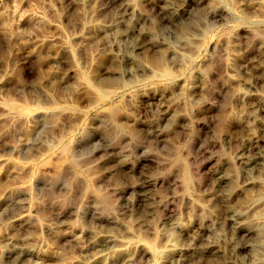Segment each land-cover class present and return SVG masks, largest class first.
<instances>
[{
  "label": "rangeland",
  "instance_id": "374dc122",
  "mask_svg": "<svg viewBox=\"0 0 264 264\" xmlns=\"http://www.w3.org/2000/svg\"><path fill=\"white\" fill-rule=\"evenodd\" d=\"M186 5L0 0V264H83L89 231L133 228L144 245L133 264L168 239L185 264L247 263L218 190L223 173L224 195L243 185L264 140V0ZM177 35L198 47L172 60ZM134 41L153 72L130 78Z\"/></svg>",
  "mask_w": 264,
  "mask_h": 264
},
{
  "label": "bare ground",
  "instance_id": "6f19581e",
  "mask_svg": "<svg viewBox=\"0 0 264 264\" xmlns=\"http://www.w3.org/2000/svg\"><path fill=\"white\" fill-rule=\"evenodd\" d=\"M204 1L205 0H187L186 6H188V7L189 6H198ZM222 10H223V8H222ZM222 10L218 9V11L216 10L215 12H213V17H215V16L218 17L219 15H221L223 13ZM133 14L137 15L138 18L140 19L141 15L135 9H134ZM183 16L186 17V14L184 11L182 12V17ZM27 21H29V20H27ZM128 35L129 34L124 33L123 37L126 39ZM176 38L180 44V48H173V47L169 46L170 48H168V53H167L168 56L172 60H174L175 58H183V57H185L184 51L196 50L198 47V44H197L195 39L187 40L188 38L186 39V38L178 36V35L176 36ZM120 39H121V37H120ZM129 46H130L129 51L125 55L126 62L131 67L129 74L127 73L129 75V77L130 78L134 77V71L135 70H133V68H135V67H136L137 71L148 70L152 73L153 70H151L148 66H145V64H143L144 66H141V64H142L141 62L139 65L138 64L139 61L137 63V60L135 58V56L138 55L140 52L141 44L137 41H134ZM127 50H128V48H127ZM122 56H124V55H122ZM133 80L134 79H132V81ZM43 93H44V91H43ZM101 93H104V92H101ZM151 94H152L153 98L158 97L157 96L158 94L156 92H153ZM44 96H45V94H44ZM47 96L49 97V95H46V97ZM48 97H47V99H48ZM262 106L264 107V101L262 103ZM7 115H10V113ZM166 115L167 116L164 117L165 119L169 118L171 116V113L166 112ZM26 117H28V114H23V115L17 116V118L19 120L20 119L24 120V118H26ZM8 118H9V116H8ZM12 118H14V116ZM17 122H19V121H17ZM259 141L254 140L252 142L253 143L252 145L255 148L254 149L255 154L250 159H247L243 163L244 164V172H245V176L244 177L242 176L243 177V185L242 186H237V185L234 186L233 188L229 189V191L224 195L222 187L225 186L229 182L230 177H232V176L229 177L227 173H223L222 174L223 176H222L221 181H220V187L218 190V192H220L222 194L221 199L223 200L222 202L225 206L224 208H225L226 213H227L226 214L227 215V217H226L227 226H229L231 228H235L239 231L238 234L240 235V237L242 239L241 241L243 243L239 252H242L243 254H245L247 256V263L246 264H264V234H261L262 232H260V231H263L261 229H262V227H264V175H263L264 172L262 171L263 172L262 173L260 168H259L261 166L262 167L264 166V140L262 142H259ZM1 162L3 163V161H1ZM127 166H129V165H127ZM262 167H261V169H262ZM251 170L257 171L258 174L256 176H254L253 174L249 173ZM142 180H144L147 184H151V185H156V184L161 182L160 178L146 179L145 177H143ZM252 188L257 189V191L259 193V194L257 193L258 194L257 197L256 196L253 197L252 195H250L247 192V190L252 189ZM26 191H28V188L24 183H22L21 185L11 189V192L9 194H12V195L13 194H22V193H25ZM137 198L138 199H145L146 195L144 193H139L137 195ZM232 198L240 199L241 204L239 206H235V207L231 206L229 204V201ZM219 202H220V200H219ZM198 206H199V208L205 209V207L202 205H197V208H198ZM221 206L223 207V205H221ZM167 207H168V205H164V206H161L160 208L166 209ZM90 211L92 213L97 214L98 209L93 208ZM223 212H225V211H223ZM148 224H150V223H148ZM151 224H153V223H151ZM144 226H146V225H144ZM133 230H134V228H133ZM133 230L132 229L127 230L128 232L124 236L114 235V234H110V233L99 234V233H95L93 231H89L87 233L88 245H87V249H86V252H88V256L85 259V261L83 262V264H133L136 261L138 254L141 252L142 248L144 247L143 243L140 240L141 238L139 239V237L137 236V235H139V233L137 232L138 234L136 235V231L134 232ZM141 230H142V228H141ZM144 230H145V227H144ZM152 230H153V228H152ZM99 237L103 239L102 240V241H104L103 245H99V244L95 243V239L99 238ZM253 250H255V252ZM153 254L154 255L152 258L147 259L146 264H155L157 260H159V259L163 260V259H167V258L173 259L176 262H180L181 264H185V262L187 260L186 257L183 255L182 250L179 249L173 243V241H171L169 239L166 240L165 245L163 246V248L161 250H154ZM140 258H141V256H140ZM191 261H192V259H191ZM170 263H171V261H170Z\"/></svg>",
  "mask_w": 264,
  "mask_h": 264
}]
</instances>
